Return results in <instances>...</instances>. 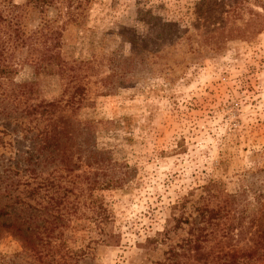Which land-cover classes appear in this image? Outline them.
<instances>
[{"label":"rangeland","instance_id":"obj_1","mask_svg":"<svg viewBox=\"0 0 264 264\" xmlns=\"http://www.w3.org/2000/svg\"><path fill=\"white\" fill-rule=\"evenodd\" d=\"M67 1L22 14L62 34L66 71L20 63L2 86L32 95L0 96V173L19 182L0 264H264V0H78L79 26ZM69 96L39 151L47 114L25 111Z\"/></svg>","mask_w":264,"mask_h":264},{"label":"trees","instance_id":"obj_2","mask_svg":"<svg viewBox=\"0 0 264 264\" xmlns=\"http://www.w3.org/2000/svg\"><path fill=\"white\" fill-rule=\"evenodd\" d=\"M1 2L2 3L0 5H3V8H0V90L3 89V91L0 93V96L4 99H10L11 97H13L12 103H14V100L16 101L18 99L17 94L20 92L24 94V90L27 91L28 99L32 95V84L29 83L18 86L17 94H15L14 91L10 93L8 92L7 94V90L5 88H2L4 84L6 85L8 82H10L13 76L16 75L17 66L20 63L33 65V67H35L34 69L36 71V77L39 72H43L44 70H46V68L49 69L50 67L51 68L49 69V74L56 75V73L58 74V72H65L66 65L61 59L60 54L57 50L59 48V39L62 38L61 33H57V31L52 30L50 27H47V34L44 27H41L40 29L32 32H27L22 25V14L28 12V10L42 11L45 6H47V4H50L47 3V0H26V2L20 6L13 4V2L9 0H2ZM67 2L69 3L66 8V15L68 17V20L74 22L76 26H79L80 24L76 22L77 19H79V15L74 13V10L78 8V5H74V3L78 2V0H68ZM39 46L43 48L42 51H39ZM23 51H25L24 59H22ZM91 65L92 63L80 64L76 69L80 70V68H82V70L85 72V70L87 71V69H89V66ZM74 79L75 81H79L77 82L78 84L75 85V89L79 93H81L82 85L80 84V80H78L77 76H71L70 80L73 81ZM109 79V77L106 78V80ZM71 97L72 96H69L67 99H63L61 97L57 101L53 102H40L38 105L28 107V109L30 110L29 112L25 111L26 116L35 115L36 113H38V109H42L40 117L44 114H47V131L43 132L42 134L45 135V137L38 145L39 151H42L43 149L48 150V148H50V146L54 143L59 144L61 132L60 130L56 132L59 127L55 124L52 128V125L55 122L52 121L54 119L53 115L58 110L70 108ZM2 110H4V108L0 109L1 115L3 113ZM10 122H14L15 124L19 123L18 128H20L22 127L24 120L20 118H14L10 120ZM13 168L14 167H8L6 168L7 170L0 173V198H5L8 202H10L9 205L0 207V217L2 218L11 216V212L7 208H11L15 204H19L18 197H15V195L13 194L18 190L19 182H13V180L10 179V175L15 173L13 171ZM37 179V176H35L32 183L28 182L27 184H25V186L28 187L31 184L36 183V190H47V182H38L36 181ZM27 223L31 224L30 221H28ZM260 223L261 224L257 226L258 229L253 234L254 236H257L256 238L264 237L263 222ZM9 227L15 228V231H17V233L21 235V238L24 239L27 243H30L34 234L38 235L42 229H45V224L41 225L40 229L39 226L36 227L37 230H33L32 228H30V226H27L25 229H23L21 226H17L16 224H9ZM28 231L29 234H27Z\"/></svg>","mask_w":264,"mask_h":264}]
</instances>
